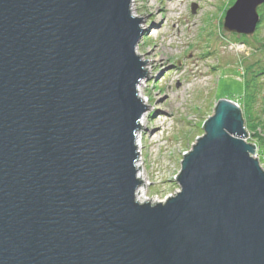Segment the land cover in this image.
<instances>
[{
    "label": "water",
    "instance_id": "1",
    "mask_svg": "<svg viewBox=\"0 0 264 264\" xmlns=\"http://www.w3.org/2000/svg\"><path fill=\"white\" fill-rule=\"evenodd\" d=\"M131 2L0 0V264H264V169L233 100L184 154L180 190L137 200ZM263 4L236 0L225 30L254 34Z\"/></svg>",
    "mask_w": 264,
    "mask_h": 264
},
{
    "label": "rangeland",
    "instance_id": "2",
    "mask_svg": "<svg viewBox=\"0 0 264 264\" xmlns=\"http://www.w3.org/2000/svg\"><path fill=\"white\" fill-rule=\"evenodd\" d=\"M231 1L131 2L133 16L142 19L145 29L138 55L145 65L149 63L144 90L149 114L137 132L143 133L142 169L148 179L147 199H137L141 203L165 201L180 190L177 176L184 154L204 134V121L220 99L243 106L239 96L244 87L242 69L256 56L224 28L225 13L236 0L230 5ZM257 31L258 27L252 35ZM259 32L264 39V28ZM245 139L256 144L249 131ZM255 155L264 169L258 146Z\"/></svg>",
    "mask_w": 264,
    "mask_h": 264
},
{
    "label": "trees",
    "instance_id": "3",
    "mask_svg": "<svg viewBox=\"0 0 264 264\" xmlns=\"http://www.w3.org/2000/svg\"><path fill=\"white\" fill-rule=\"evenodd\" d=\"M234 0L231 1L230 5ZM261 20L255 35L247 36L232 33L238 36L239 42L251 48V54L256 56L252 62L243 67L241 78L244 84L240 106L247 131H249L258 146V154L261 161L264 160V39L260 32L264 28V5L259 8Z\"/></svg>",
    "mask_w": 264,
    "mask_h": 264
},
{
    "label": "bare ground",
    "instance_id": "4",
    "mask_svg": "<svg viewBox=\"0 0 264 264\" xmlns=\"http://www.w3.org/2000/svg\"><path fill=\"white\" fill-rule=\"evenodd\" d=\"M132 5V4H131ZM130 10H131V13L136 15L134 12H133V8L132 6H130ZM154 14V13H153ZM154 24H156V22H154ZM144 28V27H143ZM138 46L136 47V52L138 54ZM154 56L156 57L155 59H157L158 57V53L154 51ZM146 69L149 68V63H147L145 65ZM147 85V81L145 80V78H143L140 83L138 84V95L139 97L141 98L142 102L148 106L149 104V96H147V94L144 92L145 90V86ZM149 114L148 110H146L142 116V118L140 119V125L141 127L142 126H145L146 125V122H147V115ZM136 143H137V149H138V153H139V157L137 159V162H136V168H137V176L139 177V179L141 180V185L139 186L138 190H137V193H136V197L137 199H139L140 201L142 200H146L147 199V186H148V183H147V176H146V173H145V170L142 169V165H143V160H142V153H143V133H142V130L139 131V133H137V136H136Z\"/></svg>",
    "mask_w": 264,
    "mask_h": 264
}]
</instances>
